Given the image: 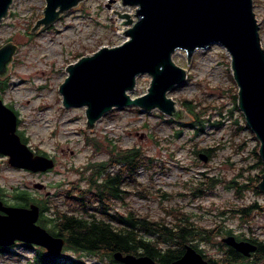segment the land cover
<instances>
[{
    "label": "rangeland",
    "instance_id": "1",
    "mask_svg": "<svg viewBox=\"0 0 264 264\" xmlns=\"http://www.w3.org/2000/svg\"><path fill=\"white\" fill-rule=\"evenodd\" d=\"M44 6L45 0H14L8 16L0 24V46L6 42L16 45L0 99L16 114V132L21 141L34 153L52 158L54 167L43 173H31L12 167L6 156H0V199L7 205H15L12 197L16 187L27 190L34 199L44 200L49 196L48 211L54 206L68 211L55 193L73 182L85 188V167L89 162L107 159L106 142L110 140L124 148L137 145L144 149L146 157L152 158L149 166L138 169L133 182L124 185L126 198L114 201V210L119 213L133 210L138 215L172 223L173 215L168 212L178 208L202 227H220L221 234L208 241L185 242L213 260L221 258L224 246L221 239L228 235V230L230 235L264 241V193L253 189L263 172L261 166L251 168L256 162L253 150L257 152L259 143L249 129H238L245 121L233 106L237 87L224 48L213 44L208 49L197 50L189 64L181 51L172 56L186 70L187 78L172 87L167 97L175 100L176 106L188 117L181 106L184 100L208 105L199 133L183 125L192 120H174L159 110L140 111L136 106L113 108L91 130L84 129L83 107L62 106L58 87L67 75L64 69L80 56L124 41L123 29L130 25L118 26L123 18L108 16V13L123 14L131 10L119 0H82L61 13L48 28L30 32L36 20L43 16ZM253 9L264 49V0H253ZM149 81L147 75L138 76L135 88L127 93L132 98L144 94ZM91 139L99 145V150L89 142ZM242 142L245 145L239 148ZM207 147L214 148L211 159L204 152H200V157L195 154L197 149ZM238 172L242 176L236 179L249 187L241 196L226 187V182ZM202 173L217 177L220 182L205 195L193 197L194 185L205 180ZM38 183L43 184L41 189L34 187ZM253 202L261 208L247 219L231 211ZM222 211L224 214L219 215ZM50 227L47 224L46 228ZM16 242L8 251H0V264H28L33 258L36 249H25ZM60 256L84 264H105L97 257L71 250H62Z\"/></svg>",
    "mask_w": 264,
    "mask_h": 264
},
{
    "label": "water",
    "instance_id": "2",
    "mask_svg": "<svg viewBox=\"0 0 264 264\" xmlns=\"http://www.w3.org/2000/svg\"><path fill=\"white\" fill-rule=\"evenodd\" d=\"M14 0H0V24L8 16ZM82 0H45L42 17L30 32L48 28L61 13ZM122 6H134L130 14L108 16L123 18L118 26L126 37L118 45L102 46L90 54L69 63L67 75L58 87L64 108L83 107L85 128L113 108L136 106L140 111L159 110L179 121H190L176 101L167 97L168 91L187 78L186 70L175 63L173 54L183 52L186 63L197 50L213 44L222 46L229 56V67L237 87V108L246 126L258 140L257 154L264 163V49L253 0H119ZM16 45L6 42L0 46V79L10 74V62ZM150 78L144 94L132 98L138 76ZM17 116L0 99V156H8L9 165L31 173H43L54 167L52 158L36 154L23 143L16 132ZM206 161L205 158H202ZM41 189L43 184H34ZM264 193V172L255 185ZM264 210V206L262 207ZM39 207L3 204L0 199V246L9 247L16 241L45 248L48 256H60L64 240L54 236L37 223ZM221 242L245 257L256 250L248 240L227 235ZM120 264H157L148 255L113 254ZM168 264H212L192 245H185L182 256Z\"/></svg>",
    "mask_w": 264,
    "mask_h": 264
},
{
    "label": "trees",
    "instance_id": "3",
    "mask_svg": "<svg viewBox=\"0 0 264 264\" xmlns=\"http://www.w3.org/2000/svg\"><path fill=\"white\" fill-rule=\"evenodd\" d=\"M0 90H4V80H0ZM236 98L237 96L233 95L235 109H237ZM181 106L192 120L183 125L189 126L196 134L199 133L204 126V116L207 114L208 105H199L193 100H184ZM169 120L172 122V119ZM243 128L248 129L246 123L238 126L240 130ZM93 140L89 142H92L99 150V145ZM106 145L107 159L89 162L85 167L84 178L87 184L85 188L73 182L71 186L55 193V196L61 198L68 211L57 210L55 206L52 211H48L50 205L47 202L51 203L49 196L45 197L44 201L34 199L27 190H20L16 187L13 189L12 198L15 200V205L26 206L29 202H34L39 206L40 224L45 228L47 224H51V227L46 229L64 240L63 250L97 257L104 260L105 264L117 263L113 259V254L116 252L123 255H148L157 264H168L182 256L186 241L193 239L208 241L221 234L220 227H202L192 220L190 214L178 208L170 209L168 212L173 215L172 223L150 219L147 215H138L133 210H127L124 213L114 210V201H123L126 198L127 191L124 190V185L133 182L138 169L149 166L152 158L146 157L144 149L137 145L124 148L110 140L106 142ZM244 145L245 142H242L239 148H243ZM200 152H204L205 156L211 159L214 148H199L195 154L200 157ZM253 154H255L256 162L251 168L261 166L260 171L264 172V163L255 150ZM206 174H201L205 180L198 181L194 185L191 192L193 197L205 195L208 190L220 182L217 177H208ZM241 176L242 172H238L232 180L226 182V187L233 189L239 196L243 190L249 188L247 184L236 179ZM255 190L257 192L256 188ZM50 196L53 197L52 194ZM260 208L257 202H253L240 209H231V211L240 214L241 219H247L254 210ZM220 214H224V211L219 212ZM230 232L231 230H228L227 234L230 235ZM235 237L255 244V252L245 257L222 243L224 246H222V255L219 260L204 258L212 264H264V241H258L254 237L241 238L238 235ZM36 257L39 264H84L76 259L48 256L43 251L39 252ZM105 260L108 262L106 263Z\"/></svg>",
    "mask_w": 264,
    "mask_h": 264
},
{
    "label": "flooded vegetation",
    "instance_id": "4",
    "mask_svg": "<svg viewBox=\"0 0 264 264\" xmlns=\"http://www.w3.org/2000/svg\"><path fill=\"white\" fill-rule=\"evenodd\" d=\"M2 200V199H1ZM3 204L5 203L3 200H2ZM30 203H34V202H29L26 206H28ZM36 204V203H35ZM39 207V206H38ZM37 223L40 224V208H39V217H38V220H37ZM41 225V224H40ZM42 226V225H41ZM21 243V246L24 247L25 249H36L33 253V258L29 259L30 262L28 264H39L38 263V260H37V257L39 252L43 251L46 253V250L45 248H42L40 246H37V245H33V244H28V243H24V242H21V241H18ZM17 243V242H15ZM10 247V246H9ZM9 247H2L0 246V251L2 252H5V251H8L9 250ZM63 250V249H62ZM48 255V254H47ZM61 255V254H60ZM60 257V256H58ZM216 264H222V263H216Z\"/></svg>",
    "mask_w": 264,
    "mask_h": 264
},
{
    "label": "bare ground",
    "instance_id": "5",
    "mask_svg": "<svg viewBox=\"0 0 264 264\" xmlns=\"http://www.w3.org/2000/svg\"><path fill=\"white\" fill-rule=\"evenodd\" d=\"M128 8H130L131 11L127 12V13L130 14V16H133L134 15V11H135L134 9H136L137 7L135 8L134 6H131V7H128ZM122 29H123V27H122ZM176 108L179 109L178 106H176ZM118 264H120V263H118Z\"/></svg>",
    "mask_w": 264,
    "mask_h": 264
}]
</instances>
